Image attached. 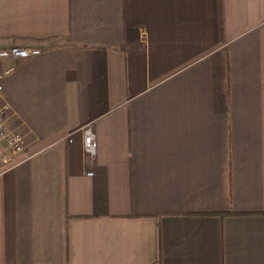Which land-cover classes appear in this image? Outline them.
<instances>
[{
	"label": "crops",
	"instance_id": "0c3cea01",
	"mask_svg": "<svg viewBox=\"0 0 264 264\" xmlns=\"http://www.w3.org/2000/svg\"><path fill=\"white\" fill-rule=\"evenodd\" d=\"M12 46L0 264H264V0H0Z\"/></svg>",
	"mask_w": 264,
	"mask_h": 264
},
{
	"label": "built area",
	"instance_id": "2783aa9c",
	"mask_svg": "<svg viewBox=\"0 0 264 264\" xmlns=\"http://www.w3.org/2000/svg\"><path fill=\"white\" fill-rule=\"evenodd\" d=\"M40 54L41 49L37 47L12 46L0 49V60L7 58L30 60ZM11 70L0 73V169L14 166L27 150L25 134L18 128L19 113L2 97ZM83 131L85 151L95 155L97 141L92 127L88 124L83 127ZM69 140L72 141V139Z\"/></svg>",
	"mask_w": 264,
	"mask_h": 264
}]
</instances>
